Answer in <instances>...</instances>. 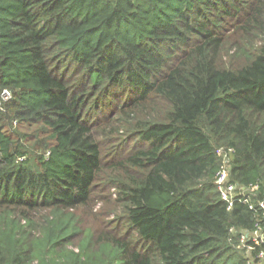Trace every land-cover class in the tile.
Here are the masks:
<instances>
[{
  "label": "trees",
  "instance_id": "obj_1",
  "mask_svg": "<svg viewBox=\"0 0 264 264\" xmlns=\"http://www.w3.org/2000/svg\"><path fill=\"white\" fill-rule=\"evenodd\" d=\"M3 89L0 264H264V0H0Z\"/></svg>",
  "mask_w": 264,
  "mask_h": 264
},
{
  "label": "built area",
  "instance_id": "obj_2",
  "mask_svg": "<svg viewBox=\"0 0 264 264\" xmlns=\"http://www.w3.org/2000/svg\"><path fill=\"white\" fill-rule=\"evenodd\" d=\"M2 101L8 100L10 98V93L8 90L3 89L1 92ZM217 154L220 156V163L214 172V183L216 188L220 194V197L226 201L227 207H229L236 197L241 199L243 202L248 203L249 209H254L253 205L249 202V193L257 189V184L252 185H242L229 181L228 178V164L233 155L234 149L233 147H219L217 148ZM257 205L263 207L264 201L261 199H256ZM248 239H251L253 244L260 245L263 244V234L261 231V227L256 226L251 234L248 233H240L239 235V245L240 247H244L246 250L252 248V246L247 243ZM263 251H258L256 254L257 258H264ZM224 264V263H223Z\"/></svg>",
  "mask_w": 264,
  "mask_h": 264
},
{
  "label": "rangeland",
  "instance_id": "obj_3",
  "mask_svg": "<svg viewBox=\"0 0 264 264\" xmlns=\"http://www.w3.org/2000/svg\"><path fill=\"white\" fill-rule=\"evenodd\" d=\"M110 192L111 195H108L107 192H98V195L95 196L94 201L92 202V215L97 217L100 221L104 222V221H109V219H111V217H113L115 211L114 209L116 208L117 210L120 209L119 206H115V202H114V197L116 194V190L115 189H111L110 188ZM77 207H73L71 209H69V211H75ZM78 211V209H76ZM49 213V212H48ZM47 212H42L43 215H47ZM48 217H50L49 215H47ZM78 222H83V219L80 218L78 220ZM119 223V222H117ZM96 225H98L97 222H95L92 219H89L88 221H86V223L82 226V227H95ZM104 229H107L108 231H111L109 229L108 226L103 227ZM101 245V243H100ZM78 243L74 242L73 244H71L69 246V249L73 250V251H77L78 250ZM35 260L33 261V264H35Z\"/></svg>",
  "mask_w": 264,
  "mask_h": 264
}]
</instances>
